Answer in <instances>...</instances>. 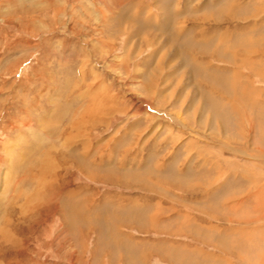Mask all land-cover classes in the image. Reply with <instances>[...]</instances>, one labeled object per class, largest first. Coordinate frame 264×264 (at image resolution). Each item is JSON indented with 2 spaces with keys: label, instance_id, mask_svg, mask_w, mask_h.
<instances>
[{
  "label": "rangeland",
  "instance_id": "rangeland-1",
  "mask_svg": "<svg viewBox=\"0 0 264 264\" xmlns=\"http://www.w3.org/2000/svg\"><path fill=\"white\" fill-rule=\"evenodd\" d=\"M263 48L264 0H0V264H264Z\"/></svg>",
  "mask_w": 264,
  "mask_h": 264
},
{
  "label": "bare ground",
  "instance_id": "bare-ground-1",
  "mask_svg": "<svg viewBox=\"0 0 264 264\" xmlns=\"http://www.w3.org/2000/svg\"><path fill=\"white\" fill-rule=\"evenodd\" d=\"M159 10H160V9H159ZM159 10H158V11H159ZM179 11H180V9H179ZM152 13H153V12H152ZM164 15H165V14H164ZM160 16H161V15H160ZM166 17H167V16H166ZM173 17H174V15H173ZM121 18H122V16H121ZM168 18H169V17H168ZM171 18H172V17H171ZM165 19H167V18H165ZM175 19H176V16H175ZM201 19H202V18H201ZM224 19H225V18H224ZM224 19H221V20H224ZM150 20H151V19H150ZM191 20H192V19H190V21H191ZM205 20H206V19H205ZM208 20H210V19H208ZM152 21H153V20H152ZM202 21H203V19H202ZM211 21H212V20H211ZM158 22H159V21H158ZM172 22H173V21H172ZM172 22H171V23H172ZM209 22H210V21H209ZM136 23H138V22H136ZM167 23H169V22H167ZM171 23H170V24H171ZM207 23H208V21H207ZM210 23H211V22H210ZM161 24H162V25H161ZM174 24H175V23H174ZM176 24H177V23H176ZM182 24H183V23H182ZM143 25H144L145 28H147V27H151V26H152L151 24H148V21H145V22L143 23ZM160 25H161L162 27H168V24H166V22H164V21H162V23H160ZM212 25H213V21H212ZM173 26H174V25H173ZM173 26H170L171 29H173ZM185 26H186V25H185ZM185 26H184V27H185ZM197 26H198V25H197ZM203 26H205V24H204ZM203 26H202V27H203ZM210 26H211V25H210ZM175 27H176V26H175ZM175 27H174V28H175ZM192 27H194V26H192ZM192 27L190 28V30H193ZM200 27H201V26H200ZM200 27H199V28H200ZM212 27H213V26H211V28H212ZM248 27H249V26H248ZM178 28H179V27H178ZM180 28H183V25H181ZM196 28H197V27H196ZM218 28H220V27L218 26ZM160 29H161V28H160ZM164 31H165V30H164ZM203 31H204V30H203ZM227 31L229 32V30H227ZM242 31H243V30H242ZM182 32H183V31H182ZM199 32H200V31L198 30V33H199ZM224 32H225V31H224ZM228 32H227V33H228ZM202 33H203V32H202ZM169 34H170V33H169ZM175 34H176V33H175ZM177 34H178V33H177ZM182 34H183V33H182ZM204 34H205V33H204ZM233 34H234V33H233ZM205 35H206V34H205ZM215 35H216V34H215ZM224 35H225V34H224ZM209 36H210V35H209ZM209 36H208V37H209ZM221 37H222V35H221ZM170 38H171V37H170ZM190 38H191V37H190ZM190 38H189V39H190ZM223 38H224V36H223ZM225 38H227V37H225ZM184 39H185V38H184ZM195 39H196V38H195ZM200 40H201V39H200ZM210 40H211V39H209V41H210ZM181 41H182V40H181ZM192 41H193V40H192ZM230 41H231V39H230ZM193 43H194V42H193ZM196 43H197V42H196ZM236 43H237V42H236ZM261 43H262V42H261ZM178 44H181V43H178ZM238 44H239V43H238ZM171 45H172V44H171ZM176 45H177V44H176ZM190 45H191V44H190ZM194 45H195V44H194ZM219 45H220V44H219ZM188 46H189V45H188ZM238 46H239V45H238ZM181 47H182V46H181ZM185 47H186V44H185ZM189 47H190V46H189ZM191 47H193V46H191ZM195 47H197V46L195 45ZM247 48H248V47H247ZM170 49H171V48H170ZM184 49H185V48H184ZM189 49H190V48H189ZM220 49H221V48H220ZM263 49H264V48H263ZM192 50H193V49H192ZM240 50H241V49H240ZM261 50H262V49H261ZM261 50L259 51V49H258L259 52H261ZM173 51H174V50H173ZM225 51H227V50L225 49L223 52H225ZM238 51H239V50H238ZM244 51H245V50H244ZM253 51H254V49H253ZM171 52H172V51H171ZM180 52H181V51H180ZM182 52H183V50H182ZM228 52H229V51H228ZM187 53H188V52H187ZM241 53H242V52H241ZM248 53H249V52H248ZM251 53H252V52H251ZM256 53H257V52H256ZM263 53H264V52H263ZM184 54H185V52H184ZM184 54L182 53V55H184ZM236 54H237V53H236ZM245 54H246V53H245ZM261 54H262V53H261ZM176 55H177V54H176ZM192 55H193V54H192ZM255 55H256V54H255ZM259 55H260V54H259ZM259 55H258L257 57H259ZM185 56H186V55H185ZM228 56H229V55H228ZM228 56H227V58H228ZM237 56H238V54H237ZM245 56H246V55H245ZM186 57H187V56H186ZM243 57H244V56H243ZM233 58H234V57H233ZM236 58H237V57H236ZM188 59H189V58H188ZM197 59H198V58H197ZM220 59H221V57H220ZM242 59H243V58H242ZM143 60H144V59H143ZM184 60H186V59H184ZM198 60H199V59H198ZM229 60H230V59H229ZM229 60H228V61H229ZM187 61H188V60H187ZM187 61H186V62H187ZM211 61H212V60H211ZM219 61H220V60H219ZM243 61H244V60H243ZM260 61H261V60H260ZM189 62H190V61H189ZM195 62H196V61H195ZM198 62H199V61H198ZM229 62H230V61H229ZM247 62H248V60H247ZM146 63H147V62H146ZM242 63H243V62H242ZM230 64H231V62H230ZM234 64H235V63H234ZM193 65H194V64H193ZM193 65H192V66H193ZM196 65H197V64H196ZM250 65H251V64H250ZM257 65H258V64H257ZM189 66H190V65H189ZM243 66H244V65H243ZM245 66H246V65H245ZM254 66H255V65H254ZM187 67H188V66H187ZM197 67H198V66H197ZM197 67H192V68L194 69V68H197ZM203 67H204V66H203ZM188 68H189V67H188ZM188 68H187V69H188ZM213 68H214V67H213ZM223 68H224V67H223ZM223 68H222V69H223ZM219 69H220V68H219ZM196 70H197V69H196ZM203 70H206V69H203ZM236 70H237V67H236ZM236 70H235V71H236ZM189 71H190V68H189ZM192 71H193V70H192ZM197 71H198V70H197ZM206 71H207V70H206ZM194 72H195V71H194ZM224 72H226V71H224ZM192 73H193V72H192ZM205 73H206V72H205ZM244 73H245V74H248L247 72H244ZM207 74H208V73H207ZM248 75H249V74H248ZM256 75H257V74H256ZM213 76H214V75H213ZM213 76H210V77L212 78ZM216 76H217V75H216ZM237 76H238V74H237ZM254 76H255V75H254ZM257 76H258V75H257ZM207 77H208V76H207ZM241 77H242V76H241ZM251 77H252V76H251ZM223 79H224V78H223ZM258 79H259V78H258ZM207 80H208V79H207ZM216 80H217V79H216ZM247 81H248V80H247ZM252 81H253V80H252ZM259 81H261V80H259ZM263 81H264V80H263ZM223 82H224V81H223ZM253 84H254V83H253ZM253 84H252V85H253ZM224 85H226V84H224ZM252 85H251V86H252ZM259 85H260V84H259ZM261 85H262V84H261ZM261 85H260V86H261ZM218 86H219V85H218ZM236 86H237V85H236ZM243 86H245V85H243ZM243 86H242V87H243ZM249 86H250V85H249ZM238 87H239V86H238ZM254 88H255V87H254ZM258 88H259V87H258ZM235 89H236V88H235ZM235 89H234V90H235ZM236 90H237V89H236ZM262 90H263V89H262ZM258 92H259V91H258ZM233 93H234V92H233ZM236 93H237V92H236ZM263 93H264V92H263ZM229 95H230V94H229ZM239 97H240V96H239ZM262 98H264V97H262ZM249 102H250V101H249ZM251 103H252V102H251ZM219 104H220V103H219ZM218 107H219V106H218ZM245 107H246V106H245ZM247 114H248V113H247ZM250 114H251V113H250ZM258 118H259V117H258ZM179 119H180V118H178V120H179ZM250 119H251V118H250ZM250 119H249V120H250ZM252 126H253V125H252ZM230 148H232V147H230ZM73 152H74V151H73ZM243 152H244V151H243ZM243 152H242V153H243ZM70 153H71V152H70ZM244 155H245V154H244ZM256 156H257V155H256ZM257 157H258V156H257ZM77 158H78V157H77ZM77 158H75V159L77 160ZM74 161H75V160H74ZM75 162H76V161H75ZM80 165H81V164H80ZM92 165H93V164H92ZM88 170H89V169H88ZM261 188H262V187H261ZM67 193H68V192H67ZM70 193H71V192H70ZM73 194H74V193H73ZM253 194H254V193H253ZM30 205H31V204H30ZM37 206H38V204H37ZM67 206H68V205H67ZM67 206H66V207H67ZM24 207H25V206H24ZM81 208H82V207H81ZM22 211H23V210H22ZM21 213L23 214V212H21ZM132 213H133V212H132ZM111 215H112V214H111ZM3 225H4V224H3ZM72 227H73V226H72ZM5 228H6V227H5ZM5 228H4V230H5ZM1 230H2L3 233H4V230H3V229H1ZM1 230H0V231H1ZM6 234H7V233H5V235H6ZM7 235H8V234H7ZM2 236H3V235H2ZM3 238H4V237H3Z\"/></svg>",
  "mask_w": 264,
  "mask_h": 264
}]
</instances>
